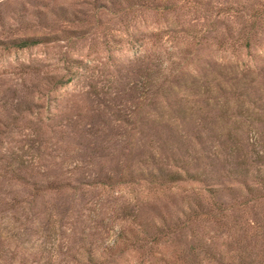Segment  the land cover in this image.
<instances>
[{
	"label": "rangeland",
	"instance_id": "rangeland-1",
	"mask_svg": "<svg viewBox=\"0 0 264 264\" xmlns=\"http://www.w3.org/2000/svg\"><path fill=\"white\" fill-rule=\"evenodd\" d=\"M0 264H264V0H0Z\"/></svg>",
	"mask_w": 264,
	"mask_h": 264
},
{
	"label": "trees",
	"instance_id": "trees-1",
	"mask_svg": "<svg viewBox=\"0 0 264 264\" xmlns=\"http://www.w3.org/2000/svg\"><path fill=\"white\" fill-rule=\"evenodd\" d=\"M31 42H33V40L31 38H18V39L13 40V43L17 46H23V45H26V44L31 43ZM172 174H173V172L168 173V174L166 173V175H167L166 179L172 181L173 180Z\"/></svg>",
	"mask_w": 264,
	"mask_h": 264
}]
</instances>
